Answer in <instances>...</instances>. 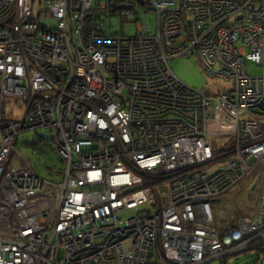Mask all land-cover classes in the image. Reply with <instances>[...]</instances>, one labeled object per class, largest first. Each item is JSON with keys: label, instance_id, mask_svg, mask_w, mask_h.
I'll use <instances>...</instances> for the list:
<instances>
[{"label": "built area", "instance_id": "obj_1", "mask_svg": "<svg viewBox=\"0 0 264 264\" xmlns=\"http://www.w3.org/2000/svg\"><path fill=\"white\" fill-rule=\"evenodd\" d=\"M137 2L155 16L127 35ZM190 54L224 84H185L170 61ZM43 127L59 180L16 148ZM211 136L234 138L227 158ZM246 170H264V0H0V264L264 254V171L251 214L218 229L212 212ZM154 176L173 179L166 201Z\"/></svg>", "mask_w": 264, "mask_h": 264}, {"label": "rangeland", "instance_id": "obj_2", "mask_svg": "<svg viewBox=\"0 0 264 264\" xmlns=\"http://www.w3.org/2000/svg\"><path fill=\"white\" fill-rule=\"evenodd\" d=\"M155 16L154 11H147L143 5L137 2V8L132 12V16L128 18L123 23V29L125 34L133 35L138 30V22H148L153 20ZM130 19V20H129ZM112 25L114 28L119 29L121 27V20L113 16ZM170 66L174 73L188 86L193 87L198 90H208L215 91L218 89L217 85L224 84V80L221 78L211 79L207 73L202 68L200 61L196 54H190L188 56H181L174 58L170 61ZM252 72L258 73L259 68L257 66L249 65ZM19 104H23L20 101L12 100L5 103L6 108L9 111H15V117H23L25 114V108L23 104L19 107ZM211 142L214 146L220 144H225L228 142L229 137H210ZM16 148L19 150L20 154L29 160V162L34 166L37 172L41 176H45L49 179L59 180L61 177L55 171L62 169L63 163L60 156L55 149V145L52 139V135L48 128H39L37 130H28L22 132L16 144ZM223 154L219 155V159ZM230 154H227L229 156ZM216 158V156H215ZM20 163V159H17ZM211 169L216 166V164L209 165ZM192 171V170H191ZM248 171L244 176L243 173L240 178L235 183L233 188H230L223 193L219 194L212 200V212L214 215V221L216 228L222 227L223 223H231L235 219L242 215L251 214L255 204L258 200V189L261 186V174L264 170H246ZM183 173L180 174V178ZM152 186H154L162 195L163 200L168 199V192L170 183L173 181L171 178H165L161 180L148 179ZM219 233H221L219 231ZM261 240H256L253 243H260ZM252 246V247H253ZM256 248H247L243 251L234 252L231 255L223 256L222 260L217 259L213 261V264H264V254L258 251Z\"/></svg>", "mask_w": 264, "mask_h": 264}, {"label": "trees", "instance_id": "obj_3", "mask_svg": "<svg viewBox=\"0 0 264 264\" xmlns=\"http://www.w3.org/2000/svg\"><path fill=\"white\" fill-rule=\"evenodd\" d=\"M233 143H234V138L230 137L228 142H226L225 144H223L220 147H215V150H214V154L216 156L215 159L217 160L219 158L220 154H223L222 156H225L227 158L228 157L227 154H230L227 152H229V150L232 149ZM225 153H227V154L225 155ZM146 184H149V183L146 181Z\"/></svg>", "mask_w": 264, "mask_h": 264}, {"label": "bare ground", "instance_id": "obj_4", "mask_svg": "<svg viewBox=\"0 0 264 264\" xmlns=\"http://www.w3.org/2000/svg\"><path fill=\"white\" fill-rule=\"evenodd\" d=\"M130 20V19H129ZM175 173H177V172H174V173H171V175H174ZM154 179L156 180H158V177L157 176H154Z\"/></svg>", "mask_w": 264, "mask_h": 264}, {"label": "crops", "instance_id": "obj_5", "mask_svg": "<svg viewBox=\"0 0 264 264\" xmlns=\"http://www.w3.org/2000/svg\"><path fill=\"white\" fill-rule=\"evenodd\" d=\"M15 112V111H14ZM15 114V113H14Z\"/></svg>", "mask_w": 264, "mask_h": 264}]
</instances>
